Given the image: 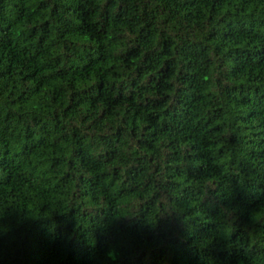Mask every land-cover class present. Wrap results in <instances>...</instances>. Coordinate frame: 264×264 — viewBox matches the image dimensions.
Segmentation results:
<instances>
[{"label": "trees", "instance_id": "trees-1", "mask_svg": "<svg viewBox=\"0 0 264 264\" xmlns=\"http://www.w3.org/2000/svg\"><path fill=\"white\" fill-rule=\"evenodd\" d=\"M0 264H264V0H0Z\"/></svg>", "mask_w": 264, "mask_h": 264}]
</instances>
